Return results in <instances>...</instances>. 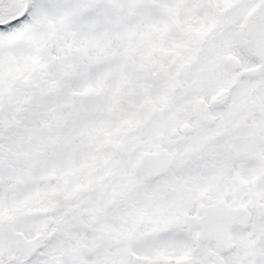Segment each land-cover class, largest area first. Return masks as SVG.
<instances>
[{"label": "snow or ice", "instance_id": "1", "mask_svg": "<svg viewBox=\"0 0 264 264\" xmlns=\"http://www.w3.org/2000/svg\"><path fill=\"white\" fill-rule=\"evenodd\" d=\"M0 264H264V0H0Z\"/></svg>", "mask_w": 264, "mask_h": 264}]
</instances>
